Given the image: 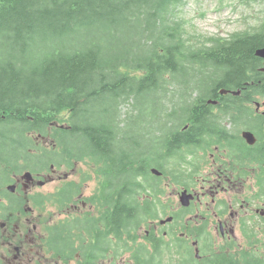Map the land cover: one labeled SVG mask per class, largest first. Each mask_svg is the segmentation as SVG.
I'll return each mask as SVG.
<instances>
[{"label": "trees", "instance_id": "16d2710c", "mask_svg": "<svg viewBox=\"0 0 264 264\" xmlns=\"http://www.w3.org/2000/svg\"><path fill=\"white\" fill-rule=\"evenodd\" d=\"M183 1L0 0V176L10 167L21 170L19 160L41 173L47 165L89 160L100 172L97 192L87 199L98 214L46 226L44 243L54 256L117 264L128 254L119 263L165 264L163 254L181 240L163 233L189 226L170 211L171 228H154L166 213L162 179L169 175L179 184L188 153L201 149L205 135L242 151L260 169L264 189V140L249 146L242 136L229 138L245 128L263 132L264 115L250 104L264 98V61L255 54L264 46V21L228 38L192 41L171 19ZM125 102L131 112L122 117L117 108ZM113 108L117 117L110 122ZM133 118L145 126L137 134L151 146L134 138L130 150L123 142ZM5 125L18 128L6 133ZM34 134L56 141L64 157L47 147L34 153ZM5 140L16 150L6 152ZM81 185L38 193V207L66 205ZM202 232L194 229L197 237ZM182 264L199 263L188 257Z\"/></svg>", "mask_w": 264, "mask_h": 264}, {"label": "flooded vegetation", "instance_id": "af4514ba", "mask_svg": "<svg viewBox=\"0 0 264 264\" xmlns=\"http://www.w3.org/2000/svg\"><path fill=\"white\" fill-rule=\"evenodd\" d=\"M220 94L225 95L227 93ZM209 100L212 102H209ZM209 100L208 103L211 105H222L213 98ZM260 104L264 105V98L259 103L254 102L250 105L253 107L255 114L263 116L264 111H259L256 108V105L260 106ZM216 120L219 121L220 119L217 118ZM223 123L230 127L229 121L223 120ZM244 131L251 132L254 136V142L256 141L252 145L246 143L249 146H254L262 139L264 140V128L261 135L256 134V129H241L239 134H230V140L242 136ZM212 137L213 134L210 137L205 135L201 149L190 151L187 155L188 160L186 161L187 164H184V172L188 168L189 172L182 174L179 184L181 191L187 190L188 193L193 195V199L190 205L187 208L180 209V212L181 216H185L183 222L186 226L197 225L205 229L209 234L212 233V228L208 221L214 222V229L219 238L215 240L207 238L200 241L199 238L192 234L194 231L190 230L178 232L177 237L189 247L198 245V248H194L197 254L193 255V259L199 264H264V202L261 203L262 207L255 209V213L260 215L262 226L258 228L251 224L249 228L235 232L227 224V215L228 213L230 216L235 214L232 209V207H235L233 203L239 204L241 200H234L232 190L229 187H221L220 190H214L210 186L207 192L204 193L203 191L200 192L198 186H191V184H194V176L191 177V173L200 172L206 165L212 167L213 163L220 161V156L224 154L227 157V161L224 163L223 168L226 170L237 169L236 173L238 172V174L245 176L249 175L247 173H250L253 167L252 170L256 171V184L258 187L257 177L259 175L260 178L262 175L260 174V169L251 165L247 158L243 159L240 156L244 155L242 151L223 147L220 142H214L216 138ZM35 138L38 139V134ZM231 145L233 144L231 143ZM215 150H217V153H215ZM32 151L38 154V149ZM56 151H59L57 154L58 158L64 157L60 148L56 149ZM236 156L239 157L237 160L234 158ZM18 163L23 167L21 170H13L10 167L8 173L4 172L0 176V264H42L40 257H38V251H42V248L38 240L41 235L40 229H38V191L35 190L38 184L46 183L45 177H47V180L54 179L50 177L51 174L43 175L38 172L37 168L25 166L22 160H19ZM57 166L59 168L69 167L65 163H56V167L52 164L50 167L52 173L58 171ZM67 176V173H65L64 176H59L58 178L63 179L67 178ZM165 178L172 180L169 175H165ZM72 182L75 181L65 182L63 186H68ZM28 192H32V194L28 195ZM80 196L81 192L73 195L68 203H74ZM258 197L263 201L264 189L261 192L259 187ZM54 204L59 206L57 203ZM78 204L86 205L85 202H79ZM88 204L89 207L86 206L89 210L94 211L96 209L94 205L89 202ZM238 206L240 207V205ZM59 207L63 208V206ZM202 207H204L202 209L204 213H196L202 220L200 222L194 221L193 224H190L191 219L188 218L190 213L194 210H200ZM261 212L263 213L262 215ZM173 235L171 234L170 237L172 238ZM201 243L203 244L202 248H200Z\"/></svg>", "mask_w": 264, "mask_h": 264}, {"label": "rangeland", "instance_id": "374dc122", "mask_svg": "<svg viewBox=\"0 0 264 264\" xmlns=\"http://www.w3.org/2000/svg\"><path fill=\"white\" fill-rule=\"evenodd\" d=\"M171 19L181 22V26L185 31V37L189 36L192 41L208 43L209 40L214 38H228L234 33L251 30L253 27H257L264 21V0L250 1L249 4H242L239 0H184L176 7L174 17ZM28 66L29 64L27 63L26 67ZM171 91L172 90L169 92L170 94H172ZM257 109H259V111H264V105L260 104ZM115 110V108L111 110L110 122L116 120L117 114ZM117 111H119L123 117L126 113L131 112V106L129 103L127 104V102L120 103ZM136 121V118L131 119V121L125 123L123 128L124 138H122V140L130 150L134 149V138L138 139V141L144 145V148L151 146L149 140L142 141V137L137 134L138 129H145V126ZM17 128V126L5 125L2 127V130L6 133H10L13 130H17ZM32 138L33 144L31 149H38L39 147H47L49 150L57 149L56 142L52 139L47 138L46 140H41V138L35 139L34 136H32ZM3 144L6 152L16 150L18 147L10 143V140H5ZM21 147H27V145ZM58 153L59 151L54 153L56 158L59 157L57 155ZM215 153H217V150H215ZM226 161L227 157L222 154L220 156V161L213 163L212 167L206 165L200 172L191 173V177L194 176V184H191V186H198L200 192L203 191L204 193L207 192L210 186L214 190H220L221 187H229L232 190L234 200L238 199L241 201L239 204L233 203L235 207H232V209L235 211V214L230 216L228 213L227 224L230 225L235 232L241 231V229H247L251 224L260 228L262 226V221L260 215L255 213V209L262 207L261 203L264 202V199L262 201L258 197L256 171H253L252 167L250 173H247L249 175L242 176L238 174V172L236 173L237 169L226 170L223 168ZM45 169H50V165H47ZM57 169L58 171L56 173H52L50 170L46 173L44 172L43 175L51 174L50 177L54 180H47V177H45L46 183L42 185L38 184L35 191L42 194H50L61 188L65 182L71 180L79 182L80 184L83 182L84 184L80 191V198L74 203H68L62 208L51 202H46L44 206L38 207V229H40L41 235L38 240L42 248V251H38V257H40L42 264H78L79 260L76 256H66L64 259L61 256H54L52 254V251L49 250L44 243V238L46 236L45 228L48 225L56 224L59 220L68 219V217L71 218L86 213L98 214V211H92L87 208V206L89 207L87 197L97 192L98 175L100 172L93 163L87 160L74 161L73 167L59 168L57 166ZM185 172H189V168ZM65 173L68 175L67 178H58L59 176H64ZM162 187L164 193L161 196V201L165 206L166 213L160 212L158 215L159 218L154 222V225L157 230L168 231L171 225L165 224L160 227L158 226V220L170 215V211L177 212V209L181 207L178 195L181 189L180 184H176L169 178L164 177L162 179ZM31 194L32 192H28V195ZM79 202H85L87 206L78 204ZM238 205H240V207ZM203 208L204 207L200 208V210H194L188 218L193 222H200L202 219H200L196 213H204L202 212ZM208 224H210L212 228L211 238L214 240L218 239L219 236L214 229V222L208 221ZM143 230L144 229H142V233ZM127 257L128 254H125L122 258H115L117 264L121 260L125 261ZM178 259L179 256L174 252L163 254V261L165 264H177ZM110 261V259H106L102 262L108 264Z\"/></svg>", "mask_w": 264, "mask_h": 264}, {"label": "water", "instance_id": "95a60500", "mask_svg": "<svg viewBox=\"0 0 264 264\" xmlns=\"http://www.w3.org/2000/svg\"><path fill=\"white\" fill-rule=\"evenodd\" d=\"M256 56L259 58L264 59V47H261L259 49L256 50L255 52ZM238 93V92H237ZM243 138L250 144L254 143V136L251 132H243L242 134ZM155 174H160L157 170H152ZM190 196L189 195H185V192H183V195L180 197V201L182 203L183 206H187L188 205V200H189ZM170 218L166 219V220H162L160 223H165L167 221H169Z\"/></svg>", "mask_w": 264, "mask_h": 264}]
</instances>
